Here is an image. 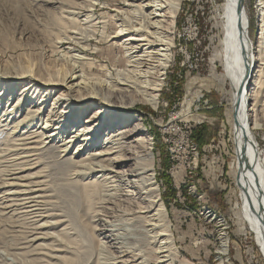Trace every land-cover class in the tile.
Masks as SVG:
<instances>
[{
    "label": "rangeland",
    "instance_id": "rangeland-1",
    "mask_svg": "<svg viewBox=\"0 0 264 264\" xmlns=\"http://www.w3.org/2000/svg\"><path fill=\"white\" fill-rule=\"evenodd\" d=\"M94 2L95 0H0V75L16 77L30 71L32 74L39 72L41 76L44 75L45 80L57 78L65 72L58 70L68 67L72 54L85 56L88 75L96 77L98 81H104L107 72L115 76L117 70L125 69L128 60L126 51L119 40L111 39L118 30L117 20L124 19L133 7L127 5V0H97L93 4ZM222 2L223 0L182 2L176 21L173 59L164 75L157 107L141 101V97L134 92H124L123 96L112 92L105 82L101 83L104 85L95 87L98 98H107L114 105L125 104L127 109L123 112L124 116H134L140 120L131 122L129 126L121 124L117 131L130 130L138 122L147 130L155 156L156 180L179 252L176 264L220 262L217 259L220 249L217 235L219 223L217 220H206L203 214L210 207L218 212L220 218L226 221L229 218L231 221L229 234L234 248L232 256H237L239 260L242 255V261L232 260L230 264H264V252L257 244L256 235L252 231V234L247 232V235L240 233V225H237L239 203L236 204L235 194L238 189L233 177L235 173H231L230 169L234 156L230 115L232 83L225 76L224 48L219 45L220 32L214 28H217L218 11L224 4ZM246 3L250 16L252 10L256 14L259 27L256 0H246ZM70 8L81 15L91 14L92 22L82 24L84 18L79 19L78 16L77 21L69 20L62 9ZM256 36L252 35L253 42H256ZM254 74L253 71V79ZM28 80L0 78V92L5 86V93L10 91L3 97L5 110L8 109V114L12 113L9 121L15 115L14 102L30 82ZM31 85L36 86L31 91L27 90L29 98L23 105V111L18 114L19 119H23L29 111L42 119L43 124L49 121L52 126L56 125L54 120L64 119L66 115L63 113L71 109L67 101H60V98L70 94L69 97L77 101L88 95L84 90L65 92L64 87L53 90L51 86L35 81ZM175 87L179 89L175 90ZM250 91L251 85L246 86L244 94ZM10 98L11 101L8 102ZM85 101L87 107L71 110L69 125L73 124L81 112L86 113L83 116L85 122L91 120L90 126H96L104 119L100 117L103 108L93 107L94 101ZM123 113L120 112L119 116ZM117 114L110 117L109 125L99 126L96 137L101 134L102 139L114 130L110 121L119 117ZM2 115L0 113V158H11V163L3 162L4 159L0 162V264H99L106 261L107 255L109 258L111 255H120L117 243L112 244L109 239L103 248L100 242L106 241L103 235L110 236L112 229L115 231L112 232L111 239L117 234L122 236L127 228L125 217H117L119 213L115 212L121 209L113 200L103 203V208L88 201L82 180L76 174L77 169L59 165L76 159L74 151L63 152L61 143L54 140L47 150L37 151L38 156L32 157L39 158L38 166L13 170L15 162L23 161L15 160L21 156L14 155L16 151L12 142L20 133L14 127L16 120L8 123V120L5 121L7 116L2 118ZM94 115L97 118L92 119ZM102 122L104 123L103 120ZM40 124L33 126L32 130H38ZM82 124L85 125L83 122ZM201 126H207L209 138L203 148L193 138V130ZM13 130L16 134H10ZM40 130L42 129L38 132ZM258 136L264 153V131H259ZM38 140L37 137L29 140L28 143L33 144L26 147H34V142ZM134 140L135 138H129L127 141L135 146ZM193 142L198 146L197 158L191 149ZM25 179H31L32 184L40 183L43 189L40 200L45 202L48 214L53 215L50 221L57 222L43 231L49 232V236H44L37 242L29 241L33 233L36 236L40 233L33 220L21 214L22 210L15 212L13 209L16 206L8 207L15 199L11 192L24 186H7V182L24 185L28 182ZM238 193L239 191L237 195ZM35 213L40 211L35 210ZM147 243V240H142L140 244L145 247ZM44 254H57L61 259L59 262L53 261ZM119 261L118 264H122V260ZM152 264H159L156 255Z\"/></svg>",
    "mask_w": 264,
    "mask_h": 264
},
{
    "label": "bare ground",
    "instance_id": "bare-ground-1",
    "mask_svg": "<svg viewBox=\"0 0 264 264\" xmlns=\"http://www.w3.org/2000/svg\"><path fill=\"white\" fill-rule=\"evenodd\" d=\"M127 1V5L133 9L129 10L124 19H120L118 16V30L111 40H119L126 51L128 60L126 68L117 70L115 76L111 72H107L104 81L90 77L87 73L89 71L85 69L87 59L80 54L71 55L68 67L58 70L65 72L59 74L61 76L57 78L51 77L53 79L45 80L44 75L41 76L39 72L32 74L30 71L23 72L16 77H10L8 74L0 75L1 79H11L12 81L29 79L28 81H30L26 85L27 88H23L18 100L14 102L16 111L12 120H16L14 127L20 135L12 142H14L13 146L16 151L14 155L21 156L15 160L23 161L15 162L13 170H21L24 167L35 168L34 166L39 163V158L32 159L33 156H38L36 152L47 150L51 142L58 140L63 148L62 151H74L73 156L76 158L59 163V165L63 168L75 167L77 169L76 174L82 180L88 201L92 204L97 203L99 208L103 203L113 200L121 209L115 212L119 213L117 217H125L126 220L127 228L122 236L117 234L114 239H111L112 232L115 231L112 229L110 236L103 235L106 241L100 242V246L103 248L109 239L112 244L117 243L120 255H111V258L107 255L106 261L99 262V264H118L119 260H122V264H152L155 255L159 264H176L179 252L174 243L173 232L167 218V209L156 180L155 156L152 152L150 138L146 134L147 130L138 122L130 130L117 131L121 128V124L129 126L133 121L140 120L135 119L134 116H124L123 112L127 109L125 104L114 105L107 98H98L95 87L102 86L104 84L101 83L105 82L106 87L112 92H117L122 96L124 92H134L141 97V101L157 107L159 96H161L160 92L163 89L164 75L173 59V49L176 46V21L184 0ZM247 8L246 0H228L220 6L218 21L215 18L217 28H214L221 35L219 45L224 48L225 76L232 83L230 115H232L234 156L230 169L231 173H235L233 177L236 189L239 191L238 195L237 191L235 194L236 204L239 203V206H236L238 209H236L237 225H240L238 231L245 235L252 231L256 235L257 244L264 252V153L258 136L259 131H264V0H256L259 21L256 42H253L252 32L248 27L251 16L249 8ZM62 12L69 20H76L77 16L79 19L84 18L81 21L82 24H88L93 20L91 14L81 15L80 12H75L74 8L62 9ZM253 71L255 72L254 79L251 77ZM34 81L44 86H51L53 90L64 87L65 92L84 90L88 92V95L77 101L71 99L70 94L60 98V101H67L66 103L71 109L63 113L66 115L64 119L54 120L56 122L54 126L49 124V121H46L44 125L42 119L29 111L23 119H19L18 114L23 111V105L29 98L26 94L27 90L31 91L36 86L31 85ZM250 85L251 91L245 95L246 86ZM6 90L7 86L0 92V113H3L2 118L7 116L8 119L6 118L5 121H9L12 113L8 114V109L5 110V98L3 97L7 96L6 94L10 91L5 93ZM25 95L27 96L24 97ZM85 100L94 101L93 107L98 106L104 109L100 116L104 118L102 119L104 123L101 120L96 126H90L91 120L85 122L83 116L86 113L81 112L72 122L73 124L69 125L71 110L73 108L81 110L83 107H87L88 104ZM10 101L11 98L8 102ZM41 104L43 105V103ZM120 112L123 115L119 116ZM104 113L106 114L104 115ZM116 113L119 117L110 121L111 128L114 130H111L102 139L100 138L101 134L96 137L99 126L101 124L102 126L109 125L110 117ZM123 116L124 118H122ZM94 118L97 116L94 115L92 119ZM12 120L8 123H11ZM39 123L41 124L38 130H32L33 126L36 127ZM39 129L42 130L38 132ZM48 129L50 130L47 131ZM13 133L16 134L14 130L10 134ZM35 137L39 139L34 142L35 146L26 147L33 144L28 142ZM129 138H135L133 141L136 142L135 146L127 141ZM191 149L195 157H199L196 143H192ZM3 159V162L11 163V158H0V162ZM11 171L8 170L13 173ZM25 181L28 182L24 185L7 182V186H24L17 188L16 192H11L15 199L12 200L13 204L8 207L16 206L13 209L15 212L22 210L21 214L33 220L37 227L36 230H40V233H37V236L36 233H33L29 241L37 242L44 236H49V232L43 231L50 229L57 222L50 221L53 215L48 214L45 202L40 200L43 197L40 183L32 184L31 179H25ZM11 190L8 189V191ZM123 204L126 205L122 207ZM6 208L7 206L4 209ZM35 210H39L40 213H35ZM203 214H205L206 220H217L219 223L217 235H219L220 249L217 252V259L220 262L218 264H230L232 260L242 261V255L239 260H237V256H232L234 248L230 242V219L228 218L226 221L224 218H220L218 212L211 207ZM110 227L113 226L110 225ZM142 240L148 241L146 246L149 247L145 250L143 248L146 246L143 244L145 246L143 247L140 244ZM44 256L58 262L61 259L57 254H44Z\"/></svg>",
    "mask_w": 264,
    "mask_h": 264
},
{
    "label": "trees",
    "instance_id": "trees-1",
    "mask_svg": "<svg viewBox=\"0 0 264 264\" xmlns=\"http://www.w3.org/2000/svg\"><path fill=\"white\" fill-rule=\"evenodd\" d=\"M228 0H223L222 3H226ZM257 18H256V14L253 13L252 10V16L250 19V30L252 32L253 37H255L258 33V23H257ZM179 23V22H178ZM178 87H175V90H178ZM152 114V113H151ZM207 130V126H201L198 127L197 129L193 130V138L197 141L199 147L203 148L205 145H207L208 143V134L206 133Z\"/></svg>",
    "mask_w": 264,
    "mask_h": 264
},
{
    "label": "built area",
    "instance_id": "built-area-1",
    "mask_svg": "<svg viewBox=\"0 0 264 264\" xmlns=\"http://www.w3.org/2000/svg\"><path fill=\"white\" fill-rule=\"evenodd\" d=\"M204 102H207L206 100Z\"/></svg>",
    "mask_w": 264,
    "mask_h": 264
},
{
    "label": "water",
    "instance_id": "water-1",
    "mask_svg": "<svg viewBox=\"0 0 264 264\" xmlns=\"http://www.w3.org/2000/svg\"><path fill=\"white\" fill-rule=\"evenodd\" d=\"M248 27H249V24H248Z\"/></svg>",
    "mask_w": 264,
    "mask_h": 264
}]
</instances>
